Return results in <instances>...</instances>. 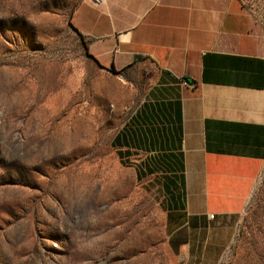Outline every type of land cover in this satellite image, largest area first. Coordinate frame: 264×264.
Returning <instances> with one entry per match:
<instances>
[{"label": "rangeland", "instance_id": "1", "mask_svg": "<svg viewBox=\"0 0 264 264\" xmlns=\"http://www.w3.org/2000/svg\"><path fill=\"white\" fill-rule=\"evenodd\" d=\"M77 1L0 0V264H185L165 224L169 170L120 149L155 74L90 58ZM242 1L264 57V0ZM217 264H264V164Z\"/></svg>", "mask_w": 264, "mask_h": 264}, {"label": "crops", "instance_id": "2", "mask_svg": "<svg viewBox=\"0 0 264 264\" xmlns=\"http://www.w3.org/2000/svg\"><path fill=\"white\" fill-rule=\"evenodd\" d=\"M242 6L78 0L71 17L101 68L155 74L120 149L141 168L150 161L169 170L165 224L185 264L219 262L263 169L264 57Z\"/></svg>", "mask_w": 264, "mask_h": 264}, {"label": "built area", "instance_id": "3", "mask_svg": "<svg viewBox=\"0 0 264 264\" xmlns=\"http://www.w3.org/2000/svg\"><path fill=\"white\" fill-rule=\"evenodd\" d=\"M88 2H90L91 4H97L100 5L102 4L105 0H87Z\"/></svg>", "mask_w": 264, "mask_h": 264}, {"label": "trees", "instance_id": "4", "mask_svg": "<svg viewBox=\"0 0 264 264\" xmlns=\"http://www.w3.org/2000/svg\"><path fill=\"white\" fill-rule=\"evenodd\" d=\"M75 30V29H74ZM76 31V30H75ZM77 32V31H76ZM78 33V32H77ZM79 34V33H78ZM79 36L80 37H82L80 34H79ZM87 53V52H86ZM87 55L90 57V58H92V56L90 55V54H88L87 53ZM93 59V58H92ZM109 72H113V73H116V74H118L119 72H117L116 70H114V68H110L109 70H108Z\"/></svg>", "mask_w": 264, "mask_h": 264}, {"label": "water", "instance_id": "5", "mask_svg": "<svg viewBox=\"0 0 264 264\" xmlns=\"http://www.w3.org/2000/svg\"><path fill=\"white\" fill-rule=\"evenodd\" d=\"M184 82L186 83V84H188V85H190L192 82H191V80H189L188 78H185L184 79Z\"/></svg>", "mask_w": 264, "mask_h": 264}]
</instances>
